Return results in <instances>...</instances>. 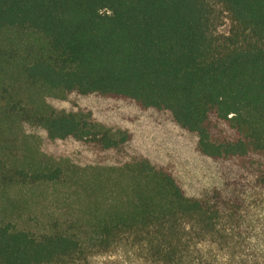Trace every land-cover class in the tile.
Returning <instances> with one entry per match:
<instances>
[{
    "label": "trees",
    "instance_id": "trees-1",
    "mask_svg": "<svg viewBox=\"0 0 264 264\" xmlns=\"http://www.w3.org/2000/svg\"><path fill=\"white\" fill-rule=\"evenodd\" d=\"M222 12L228 35L217 31ZM11 32L36 43L13 48ZM7 65L49 93L161 114L195 139L214 180L189 193L176 164L130 149L127 130L50 107L36 116L48 139L115 155L93 166L107 187L79 226L33 231L0 218V264H93L129 241L157 264H264L253 240L264 223L252 220L264 211V0H0Z\"/></svg>",
    "mask_w": 264,
    "mask_h": 264
},
{
    "label": "rangeland",
    "instance_id": "rangeland-1",
    "mask_svg": "<svg viewBox=\"0 0 264 264\" xmlns=\"http://www.w3.org/2000/svg\"><path fill=\"white\" fill-rule=\"evenodd\" d=\"M230 28L228 14L222 12L217 31L228 35ZM10 35L12 42L15 40L13 48L36 43V39L23 33ZM3 107L10 118H6ZM50 107L58 111H90L97 120L117 130H127L130 149L176 164L187 186L192 188L189 193L214 180L206 163L195 152V139L161 114L143 111L126 102L49 93L30 86L14 65H7L0 67V162L5 170V176L0 174L2 220L33 231L51 225L79 226L86 222L93 199L100 197L107 187L96 181L93 166L110 164L115 155L109 153L104 157L103 153L73 139H48L45 130L36 123V116L50 112ZM51 167L64 171L59 182L39 181L34 176L35 171ZM255 214L253 222L264 223V211ZM253 240L257 248L264 250V237ZM144 258L140 247L129 241L93 255L91 261L93 264H157Z\"/></svg>",
    "mask_w": 264,
    "mask_h": 264
}]
</instances>
